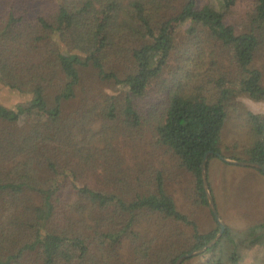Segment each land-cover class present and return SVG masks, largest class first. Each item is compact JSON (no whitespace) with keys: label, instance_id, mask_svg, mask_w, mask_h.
Returning a JSON list of instances; mask_svg holds the SVG:
<instances>
[{"label":"trees","instance_id":"obj_1","mask_svg":"<svg viewBox=\"0 0 264 264\" xmlns=\"http://www.w3.org/2000/svg\"><path fill=\"white\" fill-rule=\"evenodd\" d=\"M0 85L31 96L0 104V264H175L220 227L174 184L208 208V152L264 165V113L238 112L264 103V0H0ZM244 169L251 205L264 173ZM258 245L264 219L226 226L200 264Z\"/></svg>","mask_w":264,"mask_h":264},{"label":"rangeland","instance_id":"obj_2","mask_svg":"<svg viewBox=\"0 0 264 264\" xmlns=\"http://www.w3.org/2000/svg\"><path fill=\"white\" fill-rule=\"evenodd\" d=\"M236 31L238 34L247 33L250 32V27L247 24L237 25ZM257 66L263 67L261 60L257 61ZM90 76L91 78H94L92 75ZM95 85L98 87V89L110 96L121 95L120 88L113 81L98 79L97 81L95 80ZM30 98L31 96L29 94H22L3 85H0V104L6 107H17L20 103H24ZM239 100L243 103V106L241 107L242 111L240 109L238 111L240 114H244L247 110H254L256 112L264 113L263 102L256 103L246 96H241ZM224 141L226 142V144H230V146H233L237 141L242 143V137L239 134L238 121L236 119H231L229 124L227 125L224 134ZM226 153L228 155H234L235 153L238 156L247 157L243 154V152L235 149H233L230 153L226 151ZM224 156L232 158L227 155ZM209 167L210 174L208 175V183L217 195L216 202L212 194L217 206V210L226 226H230L235 230L243 231L246 230L250 225H254L257 222H260V220L264 219V190H262L264 188V177L263 179H259L261 193L256 196L257 202L250 205L248 204V198L251 202L255 200L250 197L248 190L242 184V182H240V180L245 174L244 168L253 167L229 164L222 161L219 157L211 159ZM211 187L210 191L212 193ZM182 190L183 187L180 188L174 184V193L179 200L178 202L180 204V209L183 212L190 213L192 218L196 219L199 222L200 228L202 230L216 228L218 222L215 219L210 206L208 208H202L203 206L198 205L193 206L190 201H187L184 198ZM238 195L242 196L240 200H238ZM225 198H227L228 203H226ZM218 205L220 206L219 208ZM219 240L217 241V243L219 242ZM208 250L198 255L186 258L182 262V264H200L202 262H205L211 256V252H208ZM239 264H264V246L258 245L247 250L243 256L242 261Z\"/></svg>","mask_w":264,"mask_h":264},{"label":"water","instance_id":"obj_3","mask_svg":"<svg viewBox=\"0 0 264 264\" xmlns=\"http://www.w3.org/2000/svg\"><path fill=\"white\" fill-rule=\"evenodd\" d=\"M212 154H216L217 157H219L222 161H224L226 163L233 164V165H240V166H248V167L257 168V169L262 170V172L264 173V165L256 163V162H252V161H238V160H235L233 158L226 157V156L222 155L221 153H218V152L215 153L213 151H210V152H208L205 155L204 160H203V165H202V174H203L204 187H205L207 198H208V201H209V206H210V208H211V210H212V212L214 214L215 219L217 220V222H218V224L220 226V229H219V232L217 233V235L215 236V238L212 239L208 244H206L205 246H203V247H201L199 249L190 251V252L180 256L177 259L175 264H182V262L186 258L198 255V254L208 250L210 247H212L213 245H215L217 243V241L221 238V236L223 235L224 231L226 230V225L222 221L221 216H220V214H219V212L217 210V206H216L215 200H214V198L212 196V193L210 191V186H209V183H208L207 161H208L210 155H212Z\"/></svg>","mask_w":264,"mask_h":264}]
</instances>
